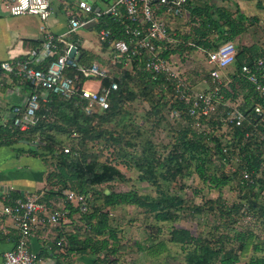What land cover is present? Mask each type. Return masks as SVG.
<instances>
[{
	"label": "trees",
	"instance_id": "1",
	"mask_svg": "<svg viewBox=\"0 0 264 264\" xmlns=\"http://www.w3.org/2000/svg\"><path fill=\"white\" fill-rule=\"evenodd\" d=\"M256 5L262 18L247 15L238 6L231 10L187 0L179 15L166 14L170 42L156 45L159 54L167 57L176 52L213 50L232 40L236 53L227 68L230 82L217 95L240 104L247 119L239 126L222 123L218 107L207 120H200L208 131L197 129L186 114L191 100H179L174 82L165 75L144 71V53L130 59L129 66L122 59L111 64L109 43H99L100 50L94 53L83 49L75 34L65 39L82 51L79 65L97 62L107 67L105 76L94 79L99 81V92L111 83L117 85L109 95L108 108L88 113L86 100L79 94L65 98L49 92L45 97L40 91L37 122L26 131L11 124L2 131L10 142L32 143L29 153L45 163L47 186L39 201L53 208H59V202L64 205L71 229L65 231L61 224L55 227L60 231L49 242L51 250L56 251V242L64 237L66 253L58 254L88 257L91 264H182L180 259L183 264H264V96L242 71L243 66L252 68L264 56L263 44L244 40L260 19L264 21L263 0ZM99 22L112 30L114 38L122 35L124 24L110 15ZM61 45L65 49V43ZM75 73V69L65 71L66 75ZM185 75L190 93L202 89L203 80L208 87L214 86L203 69ZM90 78L79 73L76 84L83 85ZM21 80L31 91L36 90ZM138 99L149 106L142 118L133 105ZM172 109L182 111L179 118L169 117ZM157 128L170 134L167 143L152 138ZM122 167L133 171L134 177L127 176ZM192 175L201 189L187 183ZM133 181L145 183L151 190L141 191ZM124 182L130 187L117 190ZM224 187L235 195L230 203L222 198ZM202 189L207 194L200 196ZM70 191L77 201L67 198ZM128 207L136 211L132 218L124 216ZM139 217L145 228L150 227L146 244L125 240L121 228L122 220L131 224ZM210 217L215 219L212 224ZM164 224L169 225L168 232Z\"/></svg>",
	"mask_w": 264,
	"mask_h": 264
},
{
	"label": "built area",
	"instance_id": "2",
	"mask_svg": "<svg viewBox=\"0 0 264 264\" xmlns=\"http://www.w3.org/2000/svg\"><path fill=\"white\" fill-rule=\"evenodd\" d=\"M59 1L63 4L68 17L66 31L60 35H55L50 31L45 32L40 47L33 49L28 57L0 61V74L26 80L36 89L27 94L22 106H14L12 109L11 125L19 131H26L37 122L36 111L39 107L40 91L59 94L65 98L79 94L82 99L86 100L88 113L96 109L108 108V98L116 90V83L104 87L101 92H99V81L94 89L85 87L86 81L83 85L76 84L79 73L94 79L95 76H105L107 67L97 62L82 66L77 63L78 60L67 55L69 48L75 44L66 42V36L77 34L80 29L88 27L94 28L99 43L110 44L113 53L111 64L122 59L124 65L129 66L130 59L144 53L146 57L142 69L150 74L165 75L174 82L179 100L185 102L191 100L186 114L194 119L192 125L197 129L208 131L209 127L200 120H207L218 107H220L219 114L222 123H234L239 126L247 119L239 107L240 104L223 101L222 95H217L220 87L230 82L227 68L233 64L236 53L232 40H225L213 50L196 51L201 53L202 57L205 56L200 63H196V59L192 60L193 53L189 51L172 53L167 57L159 54L160 48L156 45L169 43L171 40L166 14L179 15L187 0ZM72 1L76 4V10L71 7ZM53 11L52 0H11L9 4L11 15H36L44 21ZM106 14L124 24L122 35L119 38H114L112 30L99 22L100 18ZM61 42L65 43V49ZM63 49L64 52L59 53ZM56 54L57 56H54ZM108 54L110 51L106 53ZM108 57L110 58L109 55ZM35 60L45 62V67L36 65ZM251 67L243 66L242 71L254 84L255 89L264 96V56L258 58ZM67 69H75L78 73L66 75ZM202 69L209 73L214 86L213 88L208 87L206 81L203 80L201 83L203 88L190 93L187 90L185 74L189 70L200 71ZM254 110L257 113L260 112L258 106ZM181 114L182 111L179 109L168 111L171 119H177ZM66 194L67 198L72 201L79 199L72 191ZM39 197V195L25 194L1 207V214L11 220L17 232L13 247L4 253V264H37V256L28 246V238L32 229L45 225L50 228H55L59 224L70 225V222L66 220V210L63 204L59 208H53L39 201ZM66 249L67 242L62 237L56 242V252L65 255Z\"/></svg>",
	"mask_w": 264,
	"mask_h": 264
},
{
	"label": "crops",
	"instance_id": "3",
	"mask_svg": "<svg viewBox=\"0 0 264 264\" xmlns=\"http://www.w3.org/2000/svg\"><path fill=\"white\" fill-rule=\"evenodd\" d=\"M10 1L0 0V61L28 57L33 49L40 47L45 32L50 31L55 35H60L66 31L68 17L59 0H52L54 11L45 21L36 15H11L9 12ZM244 1L194 0V3L204 4V2H208L214 7H224L231 10H235L238 6L241 10L243 7L241 8L240 3ZM246 1L254 2L255 5L257 2V0ZM224 4H232L234 7L228 8L229 6ZM85 29L90 32L94 30L92 27ZM75 35L81 41L83 49L88 52H99L98 50L93 51L90 47L87 48L83 36H80L79 33ZM70 37L66 36L68 39ZM35 63L38 66L44 64V62L37 60ZM30 91V87L25 85L21 79L0 74V210L4 204L12 202L15 195L34 194L41 196L47 186L45 163L39 156L29 153V149H32L34 145L30 143L27 146L28 143H23L24 140L18 143L10 142L11 138L7 136L5 138V133H2L4 129L11 126L13 107L22 106ZM42 93L45 97L49 94ZM61 204L59 202V206H62ZM0 224V264H4V253L13 247L17 232L13 228L11 220L2 215L1 211ZM62 229L67 231L71 229V226L65 225ZM58 231H60L58 228H50L46 225L32 229L28 238V246L37 256V264H91L92 260L88 257L72 256L68 258L50 250L49 242Z\"/></svg>",
	"mask_w": 264,
	"mask_h": 264
},
{
	"label": "rangeland",
	"instance_id": "4",
	"mask_svg": "<svg viewBox=\"0 0 264 264\" xmlns=\"http://www.w3.org/2000/svg\"><path fill=\"white\" fill-rule=\"evenodd\" d=\"M224 5L229 6L228 8L234 7L232 4H224ZM240 6H241V8L243 7L241 9V11L247 15H252V14L255 15V13H256V15L259 16V18H262V16H263L262 11L256 7L257 5H255L254 2H248L245 0L244 2L240 3ZM71 7L74 10H76V8H77L76 4L73 1L71 2ZM78 33L80 36H83V38L85 40L84 44L86 45L87 48L90 47V48H92L93 51H97V50L99 51L100 50V48H99L100 46H99V42H98L95 30L90 32L88 29H80ZM244 40L247 42L257 41L258 43H260L261 45L263 44V46H264V21L262 19H260V24H257L256 29H254V27H253V28H251L250 32L246 33ZM85 54H87V53L85 52ZM193 56H194V58H193ZM193 59H196V63L197 62L200 63V61L203 60V57H202L201 53L196 52V53L192 54V60ZM228 68H230V67H228ZM96 85H97V80H95V79H89L85 83V87H87L89 89L96 88ZM134 103H133V105L135 108V112L137 113V115L139 114V118L144 117L145 116L144 111L147 110L149 107L148 103L142 102L139 99L136 102L134 101ZM140 122H142V120L138 121V125L140 124ZM61 138L65 140V135H61ZM152 138L156 141V143H159V144L167 143L171 139L170 134L167 133V130L162 129V128H157L156 132L154 131V135ZM122 170H124V172L126 173L127 176L134 177V175H135V173L133 171L130 172L125 167H122ZM186 181H187V183H189L191 185L194 184L195 186H197L200 189L202 188L200 183L198 182V179L193 175L191 177H188ZM133 183H134L133 185L136 186L141 191H147V190L150 191L151 190V188L145 183H140V182H136V181H133ZM129 187H130V183L124 182V183H121L117 186V190H127ZM222 191H223L222 198H224L226 201L228 200L229 203L235 199V195H234L233 191L229 190L228 187L227 188L224 187ZM206 194H207L206 189H202L199 192L200 196L206 195ZM210 194H212V193H210ZM116 213L118 214V212H116ZM135 213H136V211L133 208L128 207L124 216L127 218H132L135 216ZM121 215L122 214H120L119 216H121ZM66 220L69 221V218L67 217ZM132 220L133 221L131 224H129L127 222V220L126 221L122 220L123 223L121 224V228L123 230V234L125 235V237H124L125 240L127 237V238L134 240V241L142 242V243L146 244L148 241V234L146 231L149 230L150 227L145 228L144 224H142V222H141V220H142L141 217L136 218V219H132ZM209 222H210V224H212L215 222V219L213 217H210ZM163 226L166 229V232H168L170 229L169 225L164 224ZM187 226H189L190 228L192 227V225H187ZM133 248H134V246H133ZM129 250H131V249L129 248ZM132 250H134V249H132ZM132 256H134V255H132ZM136 257L139 258V260H141L143 262L144 258H143V256H141V254L139 255L137 253ZM179 262H181L183 264L184 260L180 259ZM238 264H243V262H239Z\"/></svg>",
	"mask_w": 264,
	"mask_h": 264
},
{
	"label": "water",
	"instance_id": "5",
	"mask_svg": "<svg viewBox=\"0 0 264 264\" xmlns=\"http://www.w3.org/2000/svg\"><path fill=\"white\" fill-rule=\"evenodd\" d=\"M67 55L70 58H74L76 61L79 60L80 56L82 55V51L78 50L77 46L72 45L69 50ZM46 93H49L48 91H46ZM23 143H27L26 141H23Z\"/></svg>",
	"mask_w": 264,
	"mask_h": 264
},
{
	"label": "bare ground",
	"instance_id": "6",
	"mask_svg": "<svg viewBox=\"0 0 264 264\" xmlns=\"http://www.w3.org/2000/svg\"><path fill=\"white\" fill-rule=\"evenodd\" d=\"M179 19H180V18H179ZM168 22H169V21H168ZM168 22H167V23H168ZM79 43H80V42H79ZM44 63H45V62H44ZM42 64H43V63H42ZM248 135H249V134H248ZM75 194H76V193H75ZM52 199H53V198H52ZM56 199H57V198H56ZM47 202H48V201H47ZM87 210H88V209H87ZM5 222H7V221H5ZM0 225H1V224H0ZM13 231H14V230H13Z\"/></svg>",
	"mask_w": 264,
	"mask_h": 264
}]
</instances>
